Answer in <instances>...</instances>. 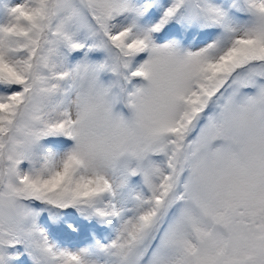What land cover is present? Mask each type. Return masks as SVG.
Instances as JSON below:
<instances>
[{
  "label": "snow or ice",
  "instance_id": "6c2138e0",
  "mask_svg": "<svg viewBox=\"0 0 264 264\" xmlns=\"http://www.w3.org/2000/svg\"><path fill=\"white\" fill-rule=\"evenodd\" d=\"M0 264H264V0H0Z\"/></svg>",
  "mask_w": 264,
  "mask_h": 264
}]
</instances>
